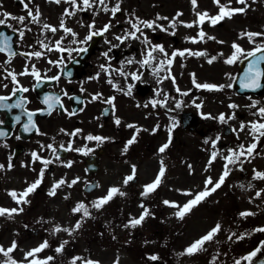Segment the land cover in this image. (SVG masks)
Masks as SVG:
<instances>
[{
  "label": "rangeland",
  "instance_id": "obj_1",
  "mask_svg": "<svg viewBox=\"0 0 264 264\" xmlns=\"http://www.w3.org/2000/svg\"><path fill=\"white\" fill-rule=\"evenodd\" d=\"M176 1L160 6L163 9L162 13L170 14L174 18L177 17V13H182L176 19V31L188 41H190L188 38L195 37L201 28L207 36L216 38L215 41L205 37V42H200L201 45L198 46H194V43L190 41V50L206 52L207 56H191V58L187 56L192 66L188 64L191 70L189 78L183 85H180L177 80L173 83L176 89L175 106L180 104L182 110L199 113L202 124L194 131L182 130L180 126L178 128L176 126V129L171 133V136L175 134L176 139L171 141L169 148L164 153H160L158 150L168 142V132H165L164 129L158 132V125L153 126L151 123L145 125L146 142L143 146L139 178L125 185L123 175L129 172V167H126V171L114 165L111 166L113 169L106 168L99 178L101 180L100 188L84 202L89 208L91 217L84 218L82 227L71 235L64 231L56 233L58 241L55 244H61L66 240L68 243L64 246V251L71 257L63 260V252L58 254L52 250V247L51 250L57 255V258L50 264H70L72 258L77 256L85 260L99 261L100 264H115L117 259L119 264H156V261L148 259L151 255H157L160 258L157 261L172 262L173 264H213V261L215 264H235L236 260H241V264H245L243 257L251 252L255 242L257 247L258 240L264 236V232L256 231L258 228H264V180L253 179V170L264 172V137L261 138L251 157L240 158L243 161V171L240 170L241 164L239 163L229 165L230 175L224 184L195 207L183 220L178 219L175 215L178 209L164 204V201L175 202L181 206L186 204L192 199V196L183 195V192L198 193L204 190L205 180L208 177H211L213 182L219 179L226 163L224 157L231 155L229 149L238 151L241 144L247 147L253 143L249 128L245 127L241 131L240 126L241 123L248 125L249 122L260 119L252 114L257 109H249L247 106L253 100L259 101L258 107L264 106V94L239 96L231 87H225L221 91L198 89L193 83L192 74H195V82L199 84H233L239 71V62L228 65L224 63V60L233 54V43L240 45L246 51L253 50L255 45L250 43L246 37L241 38L240 33L249 31L264 33V0H256V2L248 0L247 11L243 14H236L231 19H224L222 27H219L218 24L213 27L206 21L202 26L197 25L191 28L185 25L197 21V12H208L211 16H215L219 8L213 0H197L198 7L195 9L191 0H178L176 5H172ZM220 3L226 5L229 0H220ZM64 6V4L55 5L48 2L47 8L50 10L51 16H45V20L56 22V17L59 19L61 14H64ZM231 7L245 6L238 4L236 0H231ZM66 8H70V6ZM141 9H149L150 15L153 14V10H151L153 6L149 5V0H145ZM64 21L65 24L68 23V17H65ZM44 31V33L47 32V30ZM219 41H223V43H219ZM260 42L261 38L258 37L256 43ZM221 53L223 55H220ZM211 57H217V59L209 64L207 60ZM179 70L181 71V66H179ZM181 91L188 93L186 101L179 102L178 94ZM198 104L202 105L199 109L196 107ZM230 104H236L239 107L232 109L229 108ZM182 110L177 109L178 117L183 112ZM233 112L235 118L228 119ZM209 114L214 118L224 114L227 123H221L218 119H205L204 116ZM177 116L160 117L156 123L171 127L173 119L176 121ZM225 124H228L232 129L230 134H225ZM154 129L155 131H153ZM157 132V136L151 137V134ZM218 136L225 142L221 148L213 146V141ZM205 140H208V143H205ZM213 152L217 153V157L209 167V160ZM161 160L166 168L163 181L154 192L145 197L142 195L144 186L155 180L161 167ZM189 165H191V169H189ZM9 179L13 180V183L6 189V193L12 189H21L27 183L30 185L38 178ZM57 179H64L67 182L73 180V178H45L44 186L28 197L30 203L23 205V213L15 215L12 219L2 217L0 228L5 229V224L8 226L6 229L8 232H15L13 230L15 228L21 230V233L26 224L35 227L41 226V232L45 233H53L56 226L71 229L78 220H81V214L74 213L73 209L83 200L84 194L81 191V196L76 199L75 188L72 189L66 184L65 188L57 189L55 196H49L48 192ZM112 187H118L125 195H116L99 211L91 208L92 203L106 196ZM67 193L72 196V200L65 199ZM11 199L9 195L7 203L4 204H10L12 201L10 203L8 201ZM43 204L47 205L44 215L41 213ZM141 205L149 210V217L146 218L142 226H137L135 229L125 228L124 225L128 224L131 218H138L144 211ZM15 207H17L15 202L7 206V208ZM242 212H252L255 215L241 216ZM53 215H55V221H52ZM217 224L221 226V231L212 241L204 245L205 251L192 256L180 255L190 244L206 235ZM5 232L0 230V234ZM123 237H125L126 243L120 245ZM21 238L26 241L28 236L25 234ZM13 239L14 237L8 234L2 241L3 246L9 245ZM44 239L33 238V241H29L26 245L27 247L39 245L40 241ZM44 254L53 255L51 253ZM73 254L75 255L72 257ZM46 255L39 256V258H46ZM22 264H27V262ZM77 264H81V261H77Z\"/></svg>",
  "mask_w": 264,
  "mask_h": 264
},
{
  "label": "flooded vegetation",
  "instance_id": "obj_2",
  "mask_svg": "<svg viewBox=\"0 0 264 264\" xmlns=\"http://www.w3.org/2000/svg\"><path fill=\"white\" fill-rule=\"evenodd\" d=\"M26 2L27 0H0V20L5 19L2 15L4 12L16 17H27V10L24 8ZM105 2L107 1L105 0ZM119 2L131 7L137 6L139 0H119ZM162 2L170 1L162 0ZM43 5V0H32L29 7L35 11L37 6ZM106 16V13H102L99 23ZM157 16L164 17L153 15L152 19L155 24L152 31L141 29L143 35L136 33L140 37L139 39L129 38L121 43L115 37H123L127 32L135 31L128 21L132 20L135 23L137 22L136 18H139L123 13L121 15V18H123L120 24L121 31L108 30L103 32V37L99 40L94 54L88 60L86 71L82 75L74 73L70 76H65L63 69L69 61L77 58L81 51L61 52L56 50V45L59 42L60 47L64 49L88 47L95 40V36L86 44L81 42L88 36L86 34L89 30L88 25L92 22L88 20L90 13L82 12L83 21L85 22L82 27L80 26L78 11L72 17L74 20L67 27L71 28L77 35L73 37L68 33L71 43L66 48L65 33L60 27V19L56 24L57 31L52 33V36L56 37L55 46L47 48L40 43V41L44 42L42 32V25L45 23L44 16L40 18V24L32 23L30 19H26L24 24L11 19L6 21L7 24L11 25V28L8 27L10 31H13V29L23 30L25 35L21 39L18 31H15L14 51L18 53L15 57H8L6 54L0 53V96L11 97V99L5 101L7 104L16 103L23 97L24 105L21 110L14 108L11 112L7 110L0 111V121L3 122L0 126L6 125L3 129H10L9 136L3 138L0 136V164L5 166L4 169L0 170V207L6 208L4 203H7V195L4 192L12 183V181L4 178H38L43 165L40 161L33 163V152L38 153L43 159H52L55 162L45 170L44 178H53L54 176L77 178V175L81 173L80 166L82 165V168L85 169L88 156L96 159L99 163V170L96 175L92 176L84 173L85 178H98L101 176L103 168L104 170L106 168L113 169L112 165L122 168L135 165L136 168H140L145 142V131L143 129H145V125L153 124L152 119L156 117L159 110V103L153 107L152 101H159L161 96L166 95L163 91L167 90V103L171 107L172 99L175 97L172 85L177 75L182 85L188 79V69L186 67L178 72V66L185 63L180 61L177 56L171 64L170 72L166 63L167 58L171 57L173 52L185 49L186 42L183 37L179 38L176 34L172 35L174 30L170 21L157 19ZM155 25H159V27ZM140 27L142 28V24ZM145 37L150 43L143 42ZM154 45L162 46L168 57H165L159 51H155L152 53L154 58L152 63L142 64V61L147 58V52ZM37 51L42 53L39 58L31 55ZM105 52L108 53L107 57L103 55ZM7 60L11 62L6 63ZM161 60L165 61V66L157 72L156 69L161 67L159 63ZM49 61L54 63H49ZM129 61H132V63H129ZM101 65L104 67L102 68ZM33 69L41 74L39 82L32 75H20L26 70L30 73ZM121 71L125 75H121ZM8 72L17 74L19 84L14 83L11 77L4 78ZM132 74H136L140 79H133ZM56 76L60 77L58 81L51 79ZM165 77L169 78L165 79ZM109 79L112 80L111 84L108 82ZM5 84H7V88L4 87ZM37 84L40 86L37 87ZM129 86H132L131 96L125 94ZM18 87L28 88L29 91H17L14 97L12 92ZM145 90L146 94L144 93ZM65 92H67V96L64 95ZM97 94H100L101 98L93 100V97ZM47 96H60L63 108L57 105L51 115H48L47 105L43 103L44 98ZM13 97L14 100L12 101ZM69 97L74 99H69ZM113 97L115 98L113 101L114 110L113 104L106 102ZM145 105L147 106L145 107ZM73 110L76 111V114L69 115ZM29 112L35 113L32 122L36 127L31 128L28 132L24 130L21 132L24 124L28 123L26 113ZM168 114H172V108H170ZM15 116H20L19 122L14 119ZM117 118L121 120L119 126L115 123ZM129 124L136 125L142 130L136 135V142L128 148L127 153H124L123 149L127 141L136 134V128L127 127ZM76 129H80V132L76 136L70 135ZM0 132L2 131L0 130ZM86 135L107 137L109 139L98 146L96 141L85 140ZM49 144L57 149L56 155L59 156V160H56L51 149L47 148ZM61 145L65 149L70 145L73 149L72 151H65V158L60 156ZM85 146L87 149H93L94 151L89 155H83L81 152L75 151V149H85ZM10 157L13 164L11 169L7 167ZM62 162L66 164L72 162V167H66L64 166L66 164L63 165ZM22 165H27V167ZM51 166L52 169H50ZM88 182H90L89 179L84 183ZM43 184L45 183L42 182L41 185ZM78 192H74L75 198L78 197ZM27 230L38 235L37 229L33 230L28 227Z\"/></svg>",
  "mask_w": 264,
  "mask_h": 264
},
{
  "label": "snow or ice",
  "instance_id": "obj_3",
  "mask_svg": "<svg viewBox=\"0 0 264 264\" xmlns=\"http://www.w3.org/2000/svg\"><path fill=\"white\" fill-rule=\"evenodd\" d=\"M31 2H32V0H27V2L24 3V8L27 10V17H25V16L16 17V16L11 15L10 13L4 12L2 15L4 16L5 19L0 20V26L11 28V25L6 23V21L8 19L16 20L20 24H24L26 19H30V21L32 23L40 24L41 23V21H40L41 13H40L39 7L37 6L35 8V11H33V9L29 7V4ZM49 2L56 3V4H60L61 2H64L68 5H70V8H66L65 12L63 14L64 16H67V17L75 16L77 11L87 12L90 9H96L98 5L102 6V7L98 8L96 14H98L99 11H104V12H111L112 16H115L118 12L121 11V7H120L119 3H117L114 7L109 8L107 6L105 0H49ZM213 2L219 8V11L215 16H211L208 12H197L196 13L197 18H198L197 21L190 23V24H187L185 26L189 27V28L197 26V25L202 26L207 21L208 23L211 24V26L215 27L217 24L221 23L226 18L231 19L236 14L245 13L247 11V8L249 7L248 0H236V2L238 4L245 6V7H240V8H232L231 7V0H229V3L226 5L221 4L220 0H213ZM253 2H256V0H253ZM191 3L193 5L194 9L196 7H198L197 0H191ZM180 15H182V13H177V17L173 19L172 24H171V26L173 28H175L176 19H178V17ZM157 19H168V18L157 16ZM136 21L137 22H135V23L132 22V20L128 21L129 24L131 25V28L134 29L135 31L127 32L125 36H123V37L117 36L115 38L117 40L121 41V43H123L124 40L129 39V38L134 39V40L139 39L140 37H138L136 35V33H141V35H143L141 27H140L141 24L146 28H153L154 24H155V22L142 21V20H139V18H136ZM155 26L159 27V25H155ZM60 27L63 29V31L65 33H69L73 37H75L77 35L75 32H73V30L71 28H69L65 25V21L63 20V18L61 19ZM88 27L90 29V33L86 37V39L84 41H82L81 43L86 44L88 41L92 40V38L94 36L102 35L103 32H107L109 30L111 25L110 24L105 25L102 31H91V29H93L95 27L94 23L88 25ZM42 28L47 30V31H50L52 33H55L57 31L56 27L49 25L47 23H44L42 25ZM28 30L30 31L31 29H28ZM162 30H164V29H162ZM13 31H18L19 37L21 39H23V37L25 35V32L23 30L13 29ZM172 35H175V32H173ZM205 37H207L208 40H215L216 39L215 37L207 36V34L202 30V28L198 32L197 37H192V38H188V39H190V41L192 43H200V42H205ZM240 37L241 38L246 37L250 43H253L255 45V47L251 51H246L240 45L233 43L232 44V48L234 50L233 54L230 57L226 58L224 60V63H226L228 65H233V64H236L237 62L243 63V61H247L246 70L243 72L242 77L239 80L240 87L242 89L249 90V91H258L260 89H264V67H262V65H264V33H254V32L249 31V32L240 33ZM258 37L261 38V42L259 44L256 43V40ZM11 42H12L11 36H8L6 33L0 32V53H4L8 57H15L18 53L12 49V43ZM73 42L75 43L76 41H73ZM143 42L150 43L146 37L144 38ZM40 43L42 44L43 47H45V48L48 47L47 45H44L42 41H40ZM219 43H223V41H219ZM49 50H51V49H49ZM56 50L61 51V52H63V51L71 52L74 50L75 51H81V52H87V48H81V49H64V48H61L59 42H57ZM155 51H159L165 57H168V54L165 52V49L162 46L154 45L151 47V50L147 52V58L142 61V64H151L152 60L154 59L152 56V53ZM31 55H34L35 57L39 58L42 56V53L37 51L35 53H32ZM103 55L105 57H107L108 53L105 52V53H103ZM185 55L198 56L199 57V56H207V53L203 52V51L193 52L190 49L183 50V51L177 50V51L172 53L171 57L167 58L166 63H167L169 72H170L171 64L173 63V60L175 59V57L176 56L184 57ZM220 55H223V54L221 53ZM241 58H243V59H241ZM216 59H217V57H211L207 60V63L212 64ZM10 62H11L10 60L6 61V63H10ZM49 63H54V62L49 61ZM56 63H59V62H56ZM129 63H132V61H129ZM159 63H160L161 67L156 69L157 72H159L165 66L164 60H161ZM101 67L103 68L104 66L101 65ZM120 74L125 75V73H123V71H121ZM20 75H32L33 77H35V79L38 82L41 80V74L34 69L30 73L26 70L25 72L20 73ZM69 75H71V73H69ZM192 75H193V83L195 84L196 88H198V89H206L209 91H221L225 87H232L233 86L232 84H229V85H214V84H207V83L199 84V83L195 82V74H192ZM8 77H11V80L14 83L19 84V81L17 80V74L16 73L8 72L7 76H5L4 78L7 79ZM132 78L137 79V80L140 79V77L137 76L136 74H132ZM167 78H169V77H165V79H167ZM51 79L58 81L60 79V77L56 76V77H52ZM172 79L174 81V77ZM108 82L111 84L112 80L109 79ZM39 86L40 85L37 84V87H39ZM4 87L7 88V84H5ZM131 87L132 86H129L128 91L125 93L128 96L132 95ZM118 90H120V89H118ZM17 91L28 92L29 89L24 88V87H18L12 92V95L15 96ZM177 91H179L178 88H177ZM64 95L67 96L68 95L67 92H65ZM182 95H188V93L185 92V93H182ZM100 98H101L100 94H97L96 96L93 97V100H97ZM9 99H11V97L0 96V110H7L8 112H11L12 109H14V108H23V105H24L23 97H21L19 101H17L16 103H13V104L5 103V101H7ZM69 99H74V98L69 97ZM114 99H115L114 97L109 98L106 102L109 104H113ZM249 99L251 100V97H249ZM43 103L45 105H47V114L48 115H51L52 111L55 110V106H57V105L59 107L63 108V104H62V100H61L60 96H47L44 98ZM157 103H159V101H155V100L152 101L153 107H155ZM258 104H259V101L253 100L252 103L250 105H248L247 107L249 109L256 108L257 111L252 113V114L255 116H258L260 119L256 120V121H251V122H249L248 125L241 123V126H240L241 131H243L245 129V127L249 128V134L253 138V143H251L247 147H245L243 144H241L239 146L238 151L229 149V152L231 153V155L224 157V159L226 160V163L224 165V170H223L221 176L219 177V179L217 181L213 182L211 177H208L205 180L204 190L200 191L198 193L193 194L190 191L183 192L182 193L183 195L192 196V199H190L183 206L178 205L175 202L164 201L165 205H168L169 207H173V208L178 209L177 212L175 213V215L177 216L178 219L183 220L184 217L186 215H188L189 213H191V211L195 207H197L200 203H202L207 197L211 196L214 192L217 191V189H219L224 184L226 178L230 175L231 170L229 168V165L239 163V164H241L240 170L243 171V167H242L243 161L240 158L245 157V156L251 157L253 155V153L255 152L258 144L260 143L261 138L264 137V122H262V121H264V106L258 107ZM137 106L139 107V105H137ZM146 106L147 105H145V107ZM114 107L115 106L113 104V110H114ZM179 107H180V104H177V108H179ZM196 107L199 109L202 107V105L198 104V105H196ZM238 107L239 106L236 104H230L229 105V108H232V109H236ZM41 111H43V110H41ZM26 114L28 117V123L24 124V131L28 132V131H30L31 128L36 127L35 124L32 122L33 116L35 115V113L29 112ZM75 114H76L75 110H73V112L69 113V115H75ZM204 118L205 119H218L221 123H227V119L225 118L224 114H221L218 118L211 117L209 114V115H205ZM234 118H235V113L233 112L232 115L230 117H228V119H234ZM14 119L17 122H19L20 116H15ZM2 123L3 122L0 121V124H2ZM115 123L117 126H119L121 123V120L119 118H117L115 120ZM177 124H178V122L173 119L172 125L168 129L169 140L167 143L163 144L159 148L158 151L160 153H164L169 148L171 141H172L171 133L173 132V130L175 129ZM127 127L136 128V134L133 135L132 139L127 141L125 148L123 149L124 153H127L128 148L133 143L136 142V135H138L139 132L142 130L139 127H137L136 125H132V124L127 125ZM157 128H158V126H157ZM143 130L147 131L146 129H143ZM37 131H38V129H37ZM61 131H63V130H61ZM153 131H155V129ZM233 131H235V129H233ZM79 132H80V129H76L70 135L76 136ZM4 135H7V133L0 132V136H4ZM86 139L88 141H96L98 146H99L100 144H102L103 142L108 140L109 138L101 137V136L88 135L86 137ZM218 140H219V137H217V141ZM205 143H208V140H205ZM215 143H216V141H213V146H215ZM42 147H44V146H42ZM60 147L63 148V145H61ZM47 148L51 149L52 153L55 156V159L59 160V156L56 155L57 149L55 147H53V145H51V144L47 145ZM64 150L65 151H72L73 149L69 145V147L64 149ZM75 151L81 152L83 155H89L94 150L85 148V149H75ZM216 157H217V153L213 152L211 154V157L209 160V167L211 166L212 162L215 161ZM32 158H33V163H35L36 161H40L43 165V167L39 173L38 179L36 181H34L33 183H31L22 192H17L16 190L10 191L8 194L13 199V201L17 204V207H15V208L0 207V217L12 219L15 215H19V214L23 213V211H24L23 205H27L30 203V200L28 199V197L32 193H34L36 191V189L41 185V183L43 182L45 170L48 168V166L50 164H52L54 162L52 159H43L38 153H35V152L32 153ZM22 166L27 167V165H22ZM64 166L70 168V167H72V162H68ZM4 167L5 166L3 164H0V170L4 169ZM7 167L9 169H11L13 167L11 157L9 158V163H8ZM188 167H189V169H191V165H189ZM253 171H254L253 179L264 180V172H259L257 170H253ZM165 172H166V168L163 164V160H161L160 170H159L155 180L152 183L144 186V192L142 193L143 196L147 197L150 193L154 192L161 185L163 178L165 176ZM135 174H136V166L133 165L132 166V174L125 177L124 184L127 185L130 181H133L135 179ZM78 182H79L78 177L76 179L72 180L71 183H68L64 179H60L59 181H57L52 186V188L48 192V195L49 196H55L57 194V189H60L62 186L66 185V184L68 187H72L73 185H75ZM209 185H211V187H209ZM93 187H98V185H94ZM241 187L243 188V185H241ZM116 195L124 196L125 193L120 191V189L118 187H112L109 189L106 196L101 197L97 201L93 202L91 207L95 208L97 211H99L101 208H103L104 205L108 204ZM257 195L259 196V193H257ZM67 198L68 197L66 196L65 199H67ZM141 207L144 208V205H141ZM73 212L74 213H80L81 214V220H78L77 223L71 229L56 226L53 229V233H58L60 231H64V232H68L69 235H71L73 232L78 231L82 227V223H83L84 218H90L91 217V213L89 211L88 206L82 202L78 203V205L73 209ZM149 215H150L149 210L147 208H144V211L141 213V215L138 218H131L129 223L125 224L124 227L125 228L131 227V228L135 229L137 226H142L143 223L145 222L146 218L149 217ZM240 215L241 216H250V215H255V213L242 212ZM25 227H27V226H25ZM220 231H221V226L219 224H217L206 235L202 236L201 238H199L198 240H195L192 244H190L184 250V252L180 253V255L192 256V255H196L199 252L205 251L206 249H205L204 245L207 242L212 241L214 239V237L217 235V233H219ZM256 231L264 232V228H258V229H256ZM240 238L243 239V237H240ZM67 243H68L67 241L62 242L59 247H56L54 249V251L58 254L62 253L64 251V246ZM49 247H50V245H49L48 241L45 240L39 246L28 250L25 253L24 260L27 261V264H50V262L55 259L54 256H47L46 258H43V259L39 258V254ZM17 248H18V245H17L16 241H13L11 246H9L7 248H5L3 245H0V257H3V259L0 260V264H21V262L17 261L12 255V253H14L17 250ZM262 249H264V243H262V245L260 247L255 249L249 255L243 257V260L246 261L247 264H253L254 258H256L258 256V254L261 253ZM148 259L151 261H157L160 258L157 255H151L148 257ZM77 261H81V264H100L99 261H94L91 259L85 260L84 258L79 257V256L73 257L72 260L70 261V264H77ZM115 264H119L118 259L115 262ZM213 264H215V261H213ZM235 264H241V260H236ZM258 264H264V259H259Z\"/></svg>",
  "mask_w": 264,
  "mask_h": 264
},
{
  "label": "water",
  "instance_id": "obj_4",
  "mask_svg": "<svg viewBox=\"0 0 264 264\" xmlns=\"http://www.w3.org/2000/svg\"><path fill=\"white\" fill-rule=\"evenodd\" d=\"M246 65H247V61H244L243 66H242V73L239 76L240 78L242 77L243 72L246 70ZM262 67H264V65H262ZM240 78H239V80H240ZM238 85L240 86L239 81H238ZM238 85H236V86L238 87ZM260 90H264V89H260ZM241 91H248V90L241 89ZM259 259H264V249H262L261 253H259L256 258H254L253 264H258Z\"/></svg>",
  "mask_w": 264,
  "mask_h": 264
}]
</instances>
